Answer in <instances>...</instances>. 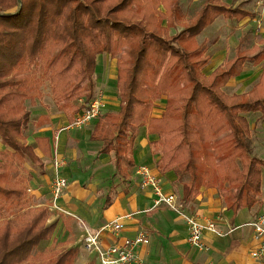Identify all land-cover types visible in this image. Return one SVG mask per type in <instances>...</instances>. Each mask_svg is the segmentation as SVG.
I'll list each match as a JSON object with an SVG mask.
<instances>
[{
  "label": "trees",
  "instance_id": "trees-1",
  "mask_svg": "<svg viewBox=\"0 0 264 264\" xmlns=\"http://www.w3.org/2000/svg\"><path fill=\"white\" fill-rule=\"evenodd\" d=\"M182 2L0 0V264H75L76 247L37 251L57 225L47 223L45 199L38 206L28 194L33 175L27 163L43 171L27 139L28 102L37 104L48 81L72 123L95 97L101 54L117 60L119 108L102 110L91 139L102 141L100 154L112 155L115 175L130 180L135 141L147 127L156 137L158 170L176 175L185 201L214 187L234 212L258 203L264 159L254 154L250 115L264 118V38L251 48L242 40L234 57L206 75L211 56L198 37L220 16L240 22L253 13L205 0L186 20ZM248 62L262 66L258 81L244 93L227 92ZM162 99V115L154 117ZM112 200L107 195L105 206Z\"/></svg>",
  "mask_w": 264,
  "mask_h": 264
},
{
  "label": "crops",
  "instance_id": "crops-1",
  "mask_svg": "<svg viewBox=\"0 0 264 264\" xmlns=\"http://www.w3.org/2000/svg\"><path fill=\"white\" fill-rule=\"evenodd\" d=\"M235 6H241L253 13V16L240 22L226 19L224 16L216 19L219 26L213 35L220 34L227 24L228 31L220 34L221 42L213 46L214 51L209 53L207 50L211 60L204 70L206 75H210L216 67L235 56L236 52L232 57H229V53L233 48L237 50L245 38L247 29L253 24L261 28L257 9H249L239 1L233 7ZM262 19L264 21V16ZM232 30L237 32L232 33ZM263 38L264 34L253 44L263 45L260 43ZM100 58L105 68L100 74L96 70L97 87L108 82V76L113 75L115 79L117 74L115 58L101 54L97 58V64ZM261 73L262 66L246 63L241 75L228 83L227 92L240 94L248 91L258 81ZM110 94L113 96L108 97L106 107L118 105L119 108V99H115L114 92ZM164 105L163 99L156 102L154 117L162 115ZM37 106H40V103L32 105L33 118L27 139L43 162V171L38 167L29 166L33 175L29 184L31 192L35 195L34 198H43L48 204L52 200L51 185L56 172L55 159L63 162L58 169L59 174L69 183L62 197L57 200L58 209L54 210L55 213H52L49 219L50 223L57 225L55 236L51 240L43 241L38 247L39 251L50 252L48 249L53 245L57 248L60 246L59 250L76 247L78 255L75 263L100 264L97 253V257H91L82 244V238L87 229L97 231L119 219L123 224L120 232L114 233L107 229L102 231L104 247L121 243L126 238H134L141 231L150 237L149 244L136 248V258L132 264H259V260L251 255V251L260 243L251 223L264 213V170L262 195L251 209L245 208L238 212L227 209L218 188L214 187H203L195 199L185 201L183 185L177 182L176 175L162 174L158 170L156 164L160 153L151 147V142L156 137L147 127L139 129L133 152L136 167L130 180L124 182L122 177L115 175L112 155L99 153L102 141L91 139L98 119L83 128H68L70 123L65 114L49 115L45 111H39ZM250 118L254 154L264 159V118L259 113L251 114ZM2 148L0 143V149ZM142 166L149 167L153 174L159 177L165 192L177 195L179 211L166 204H156L157 197L153 187L142 186V176L139 174V168ZM109 194L113 196V200L109 206H105ZM181 213L195 216L201 223H216L218 232H204L203 241L208 246L207 249L194 247L189 243V225Z\"/></svg>",
  "mask_w": 264,
  "mask_h": 264
},
{
  "label": "built area",
  "instance_id": "built-area-1",
  "mask_svg": "<svg viewBox=\"0 0 264 264\" xmlns=\"http://www.w3.org/2000/svg\"><path fill=\"white\" fill-rule=\"evenodd\" d=\"M84 103L83 99L80 100ZM105 106V101L102 94L95 96L90 102L86 103L82 111L77 114L73 122L68 125V128H83L94 120L98 119ZM62 161L55 159V177L52 180V200L51 210L58 209L57 200L62 197L64 191L68 187V180L59 174V167ZM139 174L142 176V186L151 185L156 194V204H166L170 208L179 211L177 204V195L172 192H165L159 177L153 174L152 170L147 166L139 168ZM183 214V213H181ZM185 220L189 225V243L194 247L207 249L208 246L203 241V235L206 230L218 232L216 223L209 221L201 223L195 216L183 214ZM84 225V221H81ZM255 230V236L260 241L259 246L251 251L252 257L259 260V264H264V213L259 215L257 219L251 223ZM123 224L119 219L106 224L97 231H90L87 229L83 237L84 246L87 250L95 252L98 255L100 264H132L136 258V248L142 244H149V235L141 231L134 238H126L121 243H115L109 247H104L102 244L101 233L103 230H111L118 233L122 230Z\"/></svg>",
  "mask_w": 264,
  "mask_h": 264
},
{
  "label": "rangeland",
  "instance_id": "rangeland-1",
  "mask_svg": "<svg viewBox=\"0 0 264 264\" xmlns=\"http://www.w3.org/2000/svg\"><path fill=\"white\" fill-rule=\"evenodd\" d=\"M205 0H183L182 4H183V8L186 12V20L190 19V18H193L196 13L198 12V10L202 7L203 3H204ZM229 4L231 5L232 7L239 1V3H243L245 5V7L249 8V9H257L259 15H260V25H261V28H257V24H253V26L249 29L246 30V34H245V38L243 39V41L245 42L244 44V47L245 48H250L254 42H257L259 41V39L262 37V34H264V21H263V7H264V0H226ZM262 2V3H261ZM228 25V24H227ZM226 25V26H227ZM218 22L216 21L215 23H213L211 26H209L208 28H206L204 30V32L198 37L199 39V42L200 43H203L206 47V49L209 51V53H211L212 51L215 50V48L213 46L216 45L217 42H219L221 39H220V34L222 32H226L228 31V29H226V26L223 27L221 33L219 34H214V32L216 31V28H218ZM222 28V27H221ZM181 29V26L178 27V28H172L171 29V33L172 34H175L177 33L179 30ZM214 29V30H213ZM235 31V30H234ZM232 30V33L234 32ZM212 32V34H211ZM237 32V31H235ZM236 38H238V34L236 35ZM221 42V41H220ZM236 50L233 48L230 53H229V57H232L234 56ZM104 63L102 62L101 58H100V61H98V64H97V72L100 74L102 73L103 69H104ZM108 79V82H105L104 84H102L100 87H95V96H97L98 94H102L103 95V98L105 100V107L103 110H117L118 109V105H115L114 107H109L107 108L106 105L108 104V97H112L113 95L110 94L112 92L115 93L114 97L115 99H119L118 97V94H116L117 92V88H115V82L114 80L116 79H113V75L111 77H107ZM95 82H96V76H95ZM86 86L89 85V82L86 81L85 84ZM116 100V101H117ZM53 101V102H52ZM81 102V101H80ZM37 103H40V106H37L39 111H45L46 113H48L49 115L50 114H63L64 115V112L59 110L58 108V104L54 101L53 97H52V93H51V85L50 83L47 81V82H44L43 83V91H42V94H41V98L37 101ZM78 103V102H77ZM117 103V102H116ZM118 104V103H117ZM28 107L29 109L31 110V119L33 118V111H32V105H29V102H28ZM260 115V114H259ZM30 127V125H29ZM256 155V154H255ZM29 163H27V167L29 168ZM28 194H29V198L30 200L33 202V203H36L38 206H41L42 202H41V198L38 199V198H34L35 195L32 194L31 192V189H30V186L28 188ZM45 202H47L45 200ZM49 208L51 206V201L49 202L48 204ZM50 212L51 214L52 213H55L54 210H51L50 209ZM50 214V216H51ZM50 219V218H49ZM53 221V220H51ZM48 225L50 224H53V222H49L48 220ZM84 237V236H83ZM82 244L84 245V241H83V238H82ZM85 247V246H84ZM43 248V247H42ZM40 247V249H42ZM60 248V246H52V247H49V251L50 252H54V251H58ZM37 251H39L37 249ZM88 253L91 255V257H97L96 253L95 252H90L89 250H87ZM77 264V263H75Z\"/></svg>",
  "mask_w": 264,
  "mask_h": 264
}]
</instances>
